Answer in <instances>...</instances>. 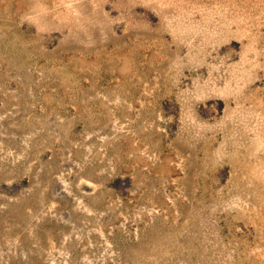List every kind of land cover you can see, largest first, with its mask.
I'll return each instance as SVG.
<instances>
[{
  "label": "rangeland",
  "instance_id": "1",
  "mask_svg": "<svg viewBox=\"0 0 264 264\" xmlns=\"http://www.w3.org/2000/svg\"><path fill=\"white\" fill-rule=\"evenodd\" d=\"M0 264H264V0H0Z\"/></svg>",
  "mask_w": 264,
  "mask_h": 264
}]
</instances>
